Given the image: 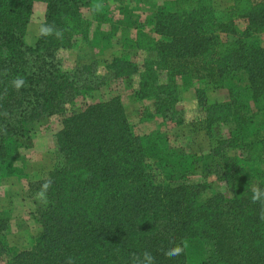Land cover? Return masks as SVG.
<instances>
[{
  "label": "trees",
  "instance_id": "16d2710c",
  "mask_svg": "<svg viewBox=\"0 0 264 264\" xmlns=\"http://www.w3.org/2000/svg\"><path fill=\"white\" fill-rule=\"evenodd\" d=\"M233 1L219 11L212 0H166L140 23L127 14L124 27L136 30V36L124 38L122 47L146 56L138 64L132 53H122L107 66L113 71L107 77L96 76L93 64L64 70L56 54L84 44L100 51L111 47L101 27L113 24L124 4L0 0V176L12 172L27 123L64 115L83 90L98 91L113 82L128 81L140 101H149L146 118L169 121L175 119L181 80L226 88L227 103H209L204 90H197L199 106L207 111L209 128L217 121L235 126L232 137L221 139L211 153L224 161L217 167L225 171L233 196H205L210 187L190 180L195 162L177 154L161 130L136 136L120 96L65 116L56 133L53 169L29 184L36 195L45 180L52 181L49 203L39 202L34 214L42 232L6 264H65L69 257L75 264H132L133 254L145 251L155 264H188L186 248L175 258L164 255L185 240L213 245L212 257L202 264H264L261 204L251 201L253 187L264 189V112L254 114L251 108L252 101L264 98V0ZM35 2L46 4L43 24L61 29L63 38L39 36L32 49L25 37ZM230 12L243 15L245 25L227 19ZM29 53L35 63L27 69ZM240 73L248 86L241 85ZM17 76L26 80L19 91L12 87ZM231 150L239 152L227 155ZM9 225L10 216L0 211V263L8 251Z\"/></svg>",
  "mask_w": 264,
  "mask_h": 264
},
{
  "label": "rangeland",
  "instance_id": "374dc122",
  "mask_svg": "<svg viewBox=\"0 0 264 264\" xmlns=\"http://www.w3.org/2000/svg\"><path fill=\"white\" fill-rule=\"evenodd\" d=\"M113 1L117 6L120 3L124 4V10L117 12L113 24L101 27V30L108 33V39H112L114 46L111 50L106 49L105 53H102L97 48L95 49L91 44L59 51L56 54V61L61 64L64 70L72 71L77 66L93 64L96 68V76H98L97 73L99 72L101 73L100 75L108 77L111 76L113 71L107 66L122 53L123 55L132 53L135 62L138 64L143 62L146 56L143 52L137 53L134 48L124 45L122 47L124 38H135L136 36V30L124 27L129 19L127 14L130 15L132 20L138 17L137 22H144L146 15L157 6L155 1L159 0ZM223 3L228 6L225 0ZM247 8L242 6L241 10L245 12ZM127 10L131 13H127ZM143 10H148V13ZM45 14L46 4L35 2L25 37V44L28 48H35L39 38L38 29L45 21ZM83 14L90 19L89 8H85ZM230 16L245 25L246 22L241 18L243 15L240 13L230 12V15L226 16V18L228 19ZM223 18L226 19L225 16ZM94 30H97V24L95 23L91 27L92 34ZM91 36L95 37L94 35ZM26 38L31 43H27ZM261 42L264 46V34L261 35ZM34 63V56L29 53L24 66L30 69ZM238 76L243 80L241 85L243 87L248 86L246 75L240 73ZM93 77L92 80L95 79ZM84 78L88 81L90 76L86 77L85 75ZM135 82L138 83L137 80ZM132 86L133 84L128 81H123L113 82L110 87H102L98 91L83 90L80 97L68 104L64 115H55L27 123L28 132L25 138L22 139L24 148L21 150L12 172L7 176H0V211H4L10 216V225L6 237L8 251L0 264L8 263L17 253L30 248L42 232L41 225L34 217L39 201L30 192L29 184L30 182L47 178L53 169L58 152L56 133L61 128L62 119L71 113L81 112L87 105L106 101L112 96L121 97V102L125 107L133 133L136 136L145 137L157 130H161L165 133L169 144L177 154L195 162L194 174L190 177V180L194 184H206L210 187L206 191L205 196H211L216 193H222L227 197L233 196L223 178V172L225 171L218 168L223 166L224 161L211 153L217 148L221 139L232 137L235 126L231 122L217 121L209 128L206 121L208 118L207 111L199 106L197 95V90L202 89L206 94H212L217 103H227L229 102L228 90L210 85L203 86L190 79L181 80L178 86L179 97L176 104L175 119L169 121L157 116L146 118L149 111L145 108L149 105V101H140L134 95ZM205 99L209 102L206 96ZM251 108L254 114L263 113L264 98L252 101ZM238 152V150H231L227 152V155L235 156ZM252 153L257 156L261 153V149L256 147L252 150ZM218 164L219 166L217 167ZM184 243L187 244L188 264H202L212 257L213 245L210 242L185 240Z\"/></svg>",
  "mask_w": 264,
  "mask_h": 264
},
{
  "label": "clouds",
  "instance_id": "9594fccd",
  "mask_svg": "<svg viewBox=\"0 0 264 264\" xmlns=\"http://www.w3.org/2000/svg\"><path fill=\"white\" fill-rule=\"evenodd\" d=\"M38 34L41 37H47V36H55L57 39L63 38V31L61 29H58L55 27V25H49V24H42L40 25L38 29ZM27 43H31L27 40ZM100 75L101 73H97ZM26 85V80L21 77L17 76L12 80V87L19 91ZM52 181L45 180V182L41 185L40 189L37 191L35 195V199L39 201L40 203L47 205L49 203L48 200V191L51 188ZM252 203H260L261 204V214L260 219L264 220V189H262L259 186H255L252 188V196H251ZM187 247L186 243L176 244L173 247L168 248L166 251H164V255L168 258H175L178 257L185 252V248ZM65 264H75V260L72 257H69ZM132 264H155V257L150 253L145 251L142 255H136L133 254L132 257Z\"/></svg>",
  "mask_w": 264,
  "mask_h": 264
},
{
  "label": "crops",
  "instance_id": "0c3cea01",
  "mask_svg": "<svg viewBox=\"0 0 264 264\" xmlns=\"http://www.w3.org/2000/svg\"><path fill=\"white\" fill-rule=\"evenodd\" d=\"M163 1L164 0H159V1H155V3H157V6H160V5H162L163 4ZM227 3H228V6H226V5H224V0H223V2H221V0H212V2H213V6H214V8L216 9V10H225V9H227L228 7H230V6H232L233 5V3H234V1L233 0H225ZM143 11H145L146 13H148V10H143ZM152 11V10H151ZM151 13V12H150ZM150 13H148L147 15H149ZM114 45H112L111 47H109L107 50H111V48L113 47ZM102 53H105V50L104 51H101ZM121 55V54H120ZM119 55V56H120ZM119 56H117V57H119ZM207 95V99H208V101H209V103H217V101L215 100V98L212 96V94H210V93H207L206 94Z\"/></svg>",
  "mask_w": 264,
  "mask_h": 264
}]
</instances>
